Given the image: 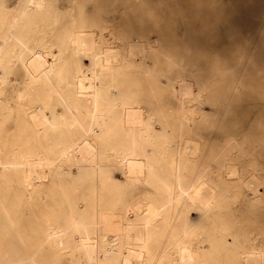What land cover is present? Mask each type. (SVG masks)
<instances>
[{
  "label": "bare ground",
  "instance_id": "6f19581e",
  "mask_svg": "<svg viewBox=\"0 0 264 264\" xmlns=\"http://www.w3.org/2000/svg\"><path fill=\"white\" fill-rule=\"evenodd\" d=\"M63 258L264 264V0H0V264Z\"/></svg>",
  "mask_w": 264,
  "mask_h": 264
},
{
  "label": "rangeland",
  "instance_id": "374dc122",
  "mask_svg": "<svg viewBox=\"0 0 264 264\" xmlns=\"http://www.w3.org/2000/svg\"><path fill=\"white\" fill-rule=\"evenodd\" d=\"M175 1V0H174ZM173 7L175 8V9H178V5L177 4H175V2H173ZM73 8V6H71V7H68V8H65V10L67 11V10H71ZM73 10H76L75 8H73ZM183 13H179V14H176V16H175V14H174V16H175V19H174V26H175V32H176V34H175V39H176V41H177V39H178V41H180L181 43H183V41H185L186 39H187V37H188V34H187V29H188V26H189V22L187 21V20H184V15H182ZM183 16V17H182ZM186 21V22H185ZM185 22V23H184ZM186 28V29H185ZM107 36L109 37V34H107ZM225 40V39H224ZM226 40L228 41V39L226 38ZM179 42V43H180ZM83 62H84V64L86 65V66H90V64H91V58L90 57H85L84 56V59H83ZM167 99H168V104L170 105V106H175V101L174 100H172V98L171 97H167ZM141 104L143 105V106H151L149 103H146V102H141ZM206 109H209L208 107H206ZM207 129L205 130L204 129V132L205 133H207ZM73 171L74 172H76V167L75 168H73ZM132 199V196L131 195H129V194H127L126 196H125V198H124V201H126V202H128V201H130ZM58 264H69V262H68V260L66 259V258H63L62 259V261H60Z\"/></svg>",
  "mask_w": 264,
  "mask_h": 264
}]
</instances>
